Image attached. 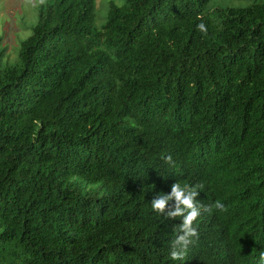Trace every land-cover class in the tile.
I'll list each match as a JSON object with an SVG mask.
<instances>
[{"label":"trees","instance_id":"trees-1","mask_svg":"<svg viewBox=\"0 0 264 264\" xmlns=\"http://www.w3.org/2000/svg\"><path fill=\"white\" fill-rule=\"evenodd\" d=\"M104 1L97 27L95 0H39L0 50V264H260L264 0ZM175 182L208 208L178 261L150 207Z\"/></svg>","mask_w":264,"mask_h":264},{"label":"rangeland","instance_id":"rangeland-1","mask_svg":"<svg viewBox=\"0 0 264 264\" xmlns=\"http://www.w3.org/2000/svg\"><path fill=\"white\" fill-rule=\"evenodd\" d=\"M260 0H212L207 11L224 7H244ZM97 27L104 22L107 5L104 0H95ZM39 0H1L0 1V50L3 63L18 62L21 42L31 35L36 24ZM17 58V60H16Z\"/></svg>","mask_w":264,"mask_h":264},{"label":"clouds","instance_id":"clouds-1","mask_svg":"<svg viewBox=\"0 0 264 264\" xmlns=\"http://www.w3.org/2000/svg\"><path fill=\"white\" fill-rule=\"evenodd\" d=\"M196 27L202 33L206 31L203 22L197 24ZM198 195L199 192L195 188L175 182L167 194L158 193L153 196L150 202V207L157 216L166 219L179 218L178 234L172 241L169 251V257L173 261L184 258L188 247L197 236L193 221L200 216L202 210H208L206 206H201L196 200ZM215 208L220 209L222 205L216 203ZM260 264H264V251L260 252Z\"/></svg>","mask_w":264,"mask_h":264}]
</instances>
